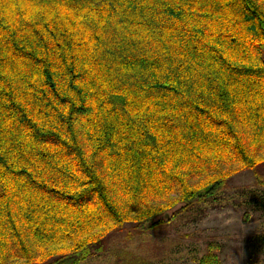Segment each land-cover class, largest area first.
<instances>
[{
    "label": "trees",
    "instance_id": "1",
    "mask_svg": "<svg viewBox=\"0 0 264 264\" xmlns=\"http://www.w3.org/2000/svg\"><path fill=\"white\" fill-rule=\"evenodd\" d=\"M261 168L264 0H0V264H80Z\"/></svg>",
    "mask_w": 264,
    "mask_h": 264
},
{
    "label": "rangeland",
    "instance_id": "2",
    "mask_svg": "<svg viewBox=\"0 0 264 264\" xmlns=\"http://www.w3.org/2000/svg\"><path fill=\"white\" fill-rule=\"evenodd\" d=\"M263 191L253 170H244L214 197L157 217L165 220L158 226L125 224L80 264H198L210 242L221 245L222 264H264Z\"/></svg>",
    "mask_w": 264,
    "mask_h": 264
}]
</instances>
